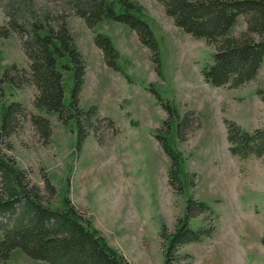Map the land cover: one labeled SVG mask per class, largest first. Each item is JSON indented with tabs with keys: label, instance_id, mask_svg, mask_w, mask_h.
Instances as JSON below:
<instances>
[{
	"label": "rangeland",
	"instance_id": "obj_1",
	"mask_svg": "<svg viewBox=\"0 0 264 264\" xmlns=\"http://www.w3.org/2000/svg\"><path fill=\"white\" fill-rule=\"evenodd\" d=\"M133 1L144 7V18L156 36L160 74L152 51L142 44L136 30L104 20L93 31L82 17L70 14L68 26L86 63L79 105L97 111L91 130L80 144L75 118L66 124L56 112L34 105L37 89L33 83L20 88L4 83L2 113L10 102L19 101L26 114L17 130L3 140V152L15 156L46 197L50 194L43 188L44 178L55 185L53 207L63 208L65 199L71 198L128 264L165 263L163 225L168 234L173 233L191 198L205 202L211 210L197 213L190 225L211 227L212 234L174 250L171 264H264V156L233 154L227 127V120H232L250 131L264 128V63L257 76L240 87L213 86L203 71L213 62L214 47L176 26L159 1ZM41 2L51 11H64L61 1ZM116 8L123 11L119 5ZM5 20L0 7V25ZM245 27L240 16L232 33ZM97 33L112 39L122 71L106 64L94 42ZM11 35L0 36V78L12 64L21 69L29 65L18 34ZM61 67L64 103L69 107L74 76ZM166 105L175 112L166 135L183 159L179 191L169 181L171 159L156 137L158 130L164 127V132L167 127ZM33 114L50 119L48 143L34 127ZM186 114L189 122L186 140H182L178 130ZM117 137H123L122 147H114L120 142ZM129 180L137 196L134 203L126 195L117 198L119 185L131 191ZM143 208L153 214L158 210L157 223L154 219L140 223L137 213ZM7 264L48 263L17 248Z\"/></svg>",
	"mask_w": 264,
	"mask_h": 264
},
{
	"label": "trees",
	"instance_id": "obj_2",
	"mask_svg": "<svg viewBox=\"0 0 264 264\" xmlns=\"http://www.w3.org/2000/svg\"><path fill=\"white\" fill-rule=\"evenodd\" d=\"M41 1L0 0L6 18L0 25V36L8 38L16 32L29 60L28 68L21 69L12 64L0 78V264H7L12 251L17 248L30 258L48 264H128L124 254L109 245L102 232L93 226L91 219L71 198L65 199L63 208L53 207L52 202L57 195L55 185L44 178L43 188L50 194L46 197L15 156L3 152V140L21 125L26 107L19 101H12L2 113V90L4 83L16 88L33 83L37 89L34 105L56 112L60 121L66 124L75 118L81 144L91 130L97 111L96 107L84 110L79 105L86 63L68 26L69 15L82 17L90 28L104 20L127 24L137 31L142 44L152 51L156 71L160 74L158 42L144 18V7L133 0H58L64 6H60L64 10L62 12L49 10ZM157 1L176 26L196 38L205 39L214 47L213 62L203 71L207 83L216 87H240L257 76L264 63V0ZM117 5L123 11H118ZM240 16L244 17L246 27L233 34ZM94 42L102 50L106 64L113 70L122 71L118 65L119 51L112 39L97 33ZM61 64L74 76L69 107L64 103ZM19 72L22 75L15 76ZM150 90L157 94L153 87ZM166 109V130L162 132L164 127L158 130L156 137L171 159L169 181L179 191L182 189L179 170L183 159L166 135L170 129L169 120L175 113L169 105ZM32 122L44 142L48 143L52 136L50 119L33 114ZM188 122L189 114H186L178 130L182 140H186L184 131ZM227 127L229 148L233 154L264 156V128L250 131L232 120H227ZM208 210H211L210 206L205 202L191 198L173 233L168 234L163 225V235L167 240L164 264H171L170 255L174 250L190 242L202 241L212 234L211 227L190 225L197 213ZM262 241L264 243V238Z\"/></svg>",
	"mask_w": 264,
	"mask_h": 264
},
{
	"label": "crops",
	"instance_id": "obj_3",
	"mask_svg": "<svg viewBox=\"0 0 264 264\" xmlns=\"http://www.w3.org/2000/svg\"><path fill=\"white\" fill-rule=\"evenodd\" d=\"M98 24H99V23H98ZM98 24H97V25H98ZM97 25L94 26L91 30L95 31ZM11 36H13V38H16L17 40H19L18 37H17L16 35H11ZM75 40H76V39H75ZM25 58H26V59H25V62H26V60H27L26 55H25ZM37 114H38V113H37ZM117 138H119V137H117ZM122 138H123V137H122ZM122 138H119V139H120V142H119V143H116V146H114V147H122V145H123V143H122ZM127 139H128V138H127ZM170 163H171V162H170ZM132 182H133V180H129L128 182H126V183L129 185V187L131 188V191H124L122 185H119V193H120V196H119V193H118V194H117V198H118V200H121V199L124 197V195H126V199H127V201H131V202H133V201L135 200V197H137V196H136V194H134L135 190L132 188ZM133 203H134V202H133ZM143 210H144V211H140V213H137V218L140 219V223H152L153 219H154L155 223H157V221H158V210H156L154 214L151 213V212H148V211H147V208H143ZM142 212H143V213H142ZM93 224H94L95 227H97V225H95L94 222H93ZM98 227H99V225H98ZM98 227H97V228H98ZM98 229H99V228H98ZM106 239H107V238H106ZM107 241H108V240H107Z\"/></svg>",
	"mask_w": 264,
	"mask_h": 264
}]
</instances>
